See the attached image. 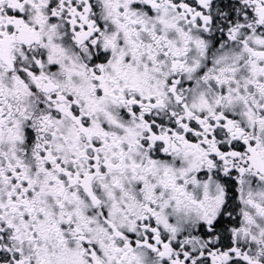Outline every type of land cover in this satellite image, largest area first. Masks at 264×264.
I'll use <instances>...</instances> for the list:
<instances>
[{"label": "snow or ice", "instance_id": "snow-or-ice-1", "mask_svg": "<svg viewBox=\"0 0 264 264\" xmlns=\"http://www.w3.org/2000/svg\"><path fill=\"white\" fill-rule=\"evenodd\" d=\"M0 264H264V0H0Z\"/></svg>", "mask_w": 264, "mask_h": 264}]
</instances>
